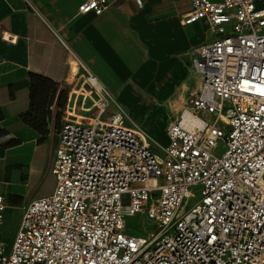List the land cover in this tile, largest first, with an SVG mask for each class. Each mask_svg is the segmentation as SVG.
I'll use <instances>...</instances> for the list:
<instances>
[{"label": "built area", "instance_id": "2783aa9c", "mask_svg": "<svg viewBox=\"0 0 264 264\" xmlns=\"http://www.w3.org/2000/svg\"><path fill=\"white\" fill-rule=\"evenodd\" d=\"M188 1L184 20L216 37L193 49L199 90L168 122L162 156L94 76H79L72 87L87 96L69 86L59 110L53 191L27 204L8 253L0 195V264H264V8ZM108 5L79 0L77 12ZM70 100L82 117L67 119ZM125 215L150 223L145 236L125 233Z\"/></svg>", "mask_w": 264, "mask_h": 264}, {"label": "crops", "instance_id": "0c3cea01", "mask_svg": "<svg viewBox=\"0 0 264 264\" xmlns=\"http://www.w3.org/2000/svg\"><path fill=\"white\" fill-rule=\"evenodd\" d=\"M78 3L0 0V195L12 238L27 204L53 191L49 169L69 85L94 76L131 123L167 145L168 122L199 90L193 49L216 37L206 21L184 20L188 0H108L101 15L78 13ZM47 176L52 191L39 194Z\"/></svg>", "mask_w": 264, "mask_h": 264}, {"label": "rangeland", "instance_id": "374dc122", "mask_svg": "<svg viewBox=\"0 0 264 264\" xmlns=\"http://www.w3.org/2000/svg\"><path fill=\"white\" fill-rule=\"evenodd\" d=\"M259 3L263 5L264 0H259ZM71 82H72L71 79L68 80L69 84H71ZM69 86L72 87L73 85L71 84ZM74 88H77V87L74 86ZM146 135L150 140L152 139L151 145H150V149L152 150V152H154L155 154L159 156H162L160 148H163L164 146H166V142L155 140L150 135L148 134ZM223 151H224L223 143L220 141L218 142V152L222 153ZM52 188H53V178L51 176H47L39 190V194L47 195L52 191ZM195 191H197V189H195ZM198 198H199L198 194L195 193L194 198L188 202V209L198 201ZM124 221H125V233L128 235L145 236V232L149 230L150 223L140 216L129 217L125 215ZM1 240H2V243L4 244L5 252L8 253L11 248L12 242H13V238L12 236H10V229H7V231L5 229H2Z\"/></svg>", "mask_w": 264, "mask_h": 264}, {"label": "bare ground", "instance_id": "6f19581e", "mask_svg": "<svg viewBox=\"0 0 264 264\" xmlns=\"http://www.w3.org/2000/svg\"><path fill=\"white\" fill-rule=\"evenodd\" d=\"M85 96H87V93H84ZM71 96V95H70ZM65 114L67 115L68 120H74L75 117L80 118L83 115L80 113L79 108L74 105V103L70 100L67 103V107L64 109ZM188 118H185L187 120Z\"/></svg>", "mask_w": 264, "mask_h": 264}]
</instances>
